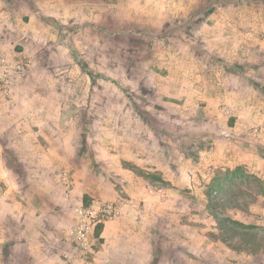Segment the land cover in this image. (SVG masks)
Wrapping results in <instances>:
<instances>
[{
  "label": "crops",
  "instance_id": "1",
  "mask_svg": "<svg viewBox=\"0 0 264 264\" xmlns=\"http://www.w3.org/2000/svg\"><path fill=\"white\" fill-rule=\"evenodd\" d=\"M0 57L28 64L0 93V264H264L228 227L264 233V0H0ZM107 201L70 249L75 207Z\"/></svg>",
  "mask_w": 264,
  "mask_h": 264
},
{
  "label": "built area",
  "instance_id": "2",
  "mask_svg": "<svg viewBox=\"0 0 264 264\" xmlns=\"http://www.w3.org/2000/svg\"><path fill=\"white\" fill-rule=\"evenodd\" d=\"M0 93L11 99L13 97L14 85L19 76L26 72L28 64L21 59H8L0 57ZM259 134L256 132V135ZM206 176L212 175V169L205 172ZM55 178L65 187V195L70 197L73 190L74 180L66 170H58ZM152 192L163 193L160 185H153ZM167 194L163 193L165 197ZM75 219L67 230V237L70 249L89 253L93 251L98 243L97 229L109 219L120 216L122 207L115 201H107L99 204L85 205L78 204L75 207ZM68 260L73 258L70 252L65 253Z\"/></svg>",
  "mask_w": 264,
  "mask_h": 264
},
{
  "label": "rangeland",
  "instance_id": "3",
  "mask_svg": "<svg viewBox=\"0 0 264 264\" xmlns=\"http://www.w3.org/2000/svg\"><path fill=\"white\" fill-rule=\"evenodd\" d=\"M98 83H100V85L103 86V88L105 89V92H107L106 90H111V88H114L116 90L118 89V91L121 92V95L119 97L120 98L119 101H115V104H116L115 107H135V103H134V100H133V96L131 97L129 95V93H128V91H130L131 88H134L133 81L119 80V81H116V83H115V81H113V80L104 79L102 81H98ZM90 96L91 95L89 94L88 96L84 97L82 100L80 98H79L80 100L79 99L78 100L76 99V100L77 101H80V102H84V103L90 104V100H91L90 99ZM107 98L110 99V96L105 93V103H106V99ZM104 107H106V105ZM210 176H208V177H210ZM233 187H234V189H233L234 190V194L233 195H234V198L237 199V202L241 198L247 196V192L244 189V185L239 184V183H236ZM232 199H233V197H232ZM232 199H231V202H232ZM239 207H240V205H239ZM238 208L237 209H234L233 210L234 211V214H231V215H235V214H237V210H241V209H238ZM244 210H248V209H243V211ZM247 213H248L247 218L252 220L254 217H251V216H256V214L258 212H254V211L248 210ZM257 233H260V232H257ZM260 234L264 236V233H260ZM241 241H243V242L245 241L244 237L242 238ZM236 242H240V241L239 240H236ZM246 245L248 247H252L253 248V246L251 244H246Z\"/></svg>",
  "mask_w": 264,
  "mask_h": 264
},
{
  "label": "trees",
  "instance_id": "4",
  "mask_svg": "<svg viewBox=\"0 0 264 264\" xmlns=\"http://www.w3.org/2000/svg\"><path fill=\"white\" fill-rule=\"evenodd\" d=\"M228 227L235 233H241L242 236L244 237L245 241L247 242V244H251L253 246L252 247H247V249L249 251H252V252H256V251H259V252H264V247H263V244H264V236L261 235L260 233H257L255 231H252V230H245L243 228V225L236 222V221H232L230 222V225H228ZM98 230V229H97ZM242 230V231H240Z\"/></svg>",
  "mask_w": 264,
  "mask_h": 264
}]
</instances>
